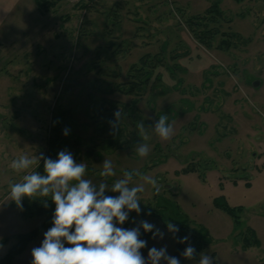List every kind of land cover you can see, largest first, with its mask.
I'll return each mask as SVG.
<instances>
[{
    "label": "rangeland",
    "instance_id": "1",
    "mask_svg": "<svg viewBox=\"0 0 264 264\" xmlns=\"http://www.w3.org/2000/svg\"><path fill=\"white\" fill-rule=\"evenodd\" d=\"M215 2L225 17L219 30L237 34L228 50L217 49V41L201 44L195 33L205 28L187 23ZM157 52L165 57L146 76L147 88H131L139 79L128 75L129 67ZM117 109L122 115L113 134L109 121ZM161 115L174 126L168 141L155 133ZM50 140L58 145L49 147ZM141 144L149 146L146 157L137 154ZM62 150L87 165L85 178L97 190L107 185L105 195L119 194L111 186L125 173L130 187H144L141 209L157 214L132 220H147L165 234L150 239L145 258L153 246H166L172 256L166 223L185 215L208 231L211 243L202 252L212 264H264V0H60L44 12L35 0H0V259L17 234L41 226L10 262L32 264L31 250L41 245L55 211L35 215L34 200L26 197V214L33 212L24 216L10 200V184L40 164L43 173V161L22 172L11 161L41 152L55 160ZM106 159L112 177L99 175ZM190 167L195 170L182 171ZM152 179L162 185L159 194ZM218 197L242 208L239 224L214 206ZM246 227L259 247L242 248ZM181 264H199V255Z\"/></svg>",
    "mask_w": 264,
    "mask_h": 264
},
{
    "label": "clouds",
    "instance_id": "2",
    "mask_svg": "<svg viewBox=\"0 0 264 264\" xmlns=\"http://www.w3.org/2000/svg\"><path fill=\"white\" fill-rule=\"evenodd\" d=\"M121 111L114 112L115 119L109 121L113 134L119 130ZM167 115H161L155 124V133L162 141H168L174 135L173 123H169ZM143 131V125H139ZM70 129H63L67 136ZM140 157L149 154V146L141 144L137 148ZM43 161V173L32 171L23 176L22 182L10 184L9 197L16 206L23 210V199L30 201L41 199L43 207L47 208L48 199L55 204L52 217V227L44 233V239L39 247L31 250L32 264H181L175 256L167 254V247H151L147 258L141 249L147 246V240L141 239V229L144 233H151L152 239L164 238L154 224L147 220L130 229L120 227L129 220V213L138 215L142 209L138 193L145 191L143 186H129L132 176L125 173V178L116 180L112 186L113 193L118 196L105 195L107 185L97 186L90 179L85 178L87 165L77 162L71 152L62 150L57 159L39 156L29 157L21 155L11 161L10 167L16 172L32 168ZM101 177L115 175L112 162L104 160ZM154 194H159L162 185L157 180H150ZM151 215V212L145 213ZM169 233L179 232V228L167 222ZM177 242L188 244L181 255L188 260L196 256V249L189 243V237H177ZM65 243L71 245L66 247ZM2 247V245H0ZM199 264H212L210 255L201 252Z\"/></svg>",
    "mask_w": 264,
    "mask_h": 264
},
{
    "label": "trees",
    "instance_id": "3",
    "mask_svg": "<svg viewBox=\"0 0 264 264\" xmlns=\"http://www.w3.org/2000/svg\"><path fill=\"white\" fill-rule=\"evenodd\" d=\"M59 1L60 0H35L36 4L38 6V9H40L42 12L48 11L52 7H55ZM238 1H241V0H238ZM221 20H225V17H223L219 2H215V3L211 4V6L208 9H206L204 16H199V17H196L194 19L189 18L187 23L190 27H193L196 25V26H200V27L205 28L201 31L200 35L195 33V36L197 37L198 41L201 44H203L207 47H211L210 44H212V42L215 43V41H217V44L215 45V47L217 49L228 50L230 47L231 39L233 37H236L237 34L230 32V31L226 32V31L219 30L218 24ZM226 21H228V20H226ZM210 24H213L214 26H217V27H211L209 29H206L207 26H209ZM218 35L221 36L220 39H215V37ZM161 57L162 58L165 57V54L162 55V53H160V52L154 53L152 55L150 53H145L139 58V61H140L139 64H133L129 67L128 75L131 74V76H132L134 74V76L138 77V79H139L137 81L130 82L131 84H133L131 86V88L134 89L135 87H137V85H140V84H141L142 88H147V85L149 84V78H147L146 76L152 74L151 75V77H152L153 73H154V71H153L154 68H159L163 64L162 63L163 59ZM177 57H179V56L175 55V59ZM173 67H174V70H179V67H177L176 63H174ZM165 68H166V66H165ZM134 70H135V73H132ZM158 74H159V72H158ZM155 79L158 80L157 74L154 77V80ZM100 115H102V114L96 112L94 117L99 118ZM112 119L114 120V118H112ZM56 125L57 124L54 123L53 126H56ZM56 145H58L57 140H50L49 141V147L54 148ZM41 169H42V164L38 165L36 171H40ZM194 170H195L194 167H190V168H184L182 171H184V172H190L191 171L192 172ZM34 203L35 204H34V207H32L33 208L32 210H34L35 215H47V216L51 217V213L55 210V208H53V207H55V204L52 203L50 198L48 199V205L49 206L47 208L43 207L42 201L39 198L34 200ZM213 204L217 209H220L221 211L225 212L232 219V221L234 223H236V224L240 223V214L242 212L241 207L230 206L223 197L215 198L213 200ZM175 207L178 210V206L175 205ZM26 208H27L26 204L23 202V210L20 209L21 212L24 214V216H27V215L31 216L29 214H31L33 211L28 212V214H26ZM149 211L150 210H148V211L142 210L139 215L135 212L129 213V220L125 221V223L123 225H121L120 227L130 229V228L138 226L140 223V220H132V217L133 216L146 217L148 215H146L145 213H147ZM156 214L157 213L151 212V215L156 216ZM182 216H183L182 217L183 219L181 222H177V223L172 222L173 224H175L180 229L179 232L175 234V237L173 235L174 245H173L172 256L177 257L180 260V262L189 261L188 259H185L181 255V253L183 252L185 247L188 246V244L178 243L177 239H176L177 237L188 236L189 237V243L196 249V256L193 259V260H196L198 255L205 249V247H207L211 243V238H210L208 231L205 228L200 227V226H195V225L191 226L187 217L185 215H182ZM44 226H46V225H44ZM40 228H41V226L38 228H35L34 230L29 231L27 233L17 234L16 235V238H17L16 244L10 248V250L7 252V254L2 259H0V264H10V262L14 259L15 256L23 253L26 250L28 244L31 243L33 240H35L38 237V235L40 233ZM151 235H152L151 233H144L143 230L141 229V237L140 238L147 240V243L150 241ZM239 235H241L240 239L242 242V248L248 249L251 247H259L260 246V242L255 237V233H254L252 228L246 227L242 232L239 233ZM1 243H5V241L1 240ZM143 250L144 249H141V252H143Z\"/></svg>",
    "mask_w": 264,
    "mask_h": 264
},
{
    "label": "crops",
    "instance_id": "4",
    "mask_svg": "<svg viewBox=\"0 0 264 264\" xmlns=\"http://www.w3.org/2000/svg\"><path fill=\"white\" fill-rule=\"evenodd\" d=\"M251 248H255V247H251ZM248 249H250V248H248Z\"/></svg>",
    "mask_w": 264,
    "mask_h": 264
}]
</instances>
